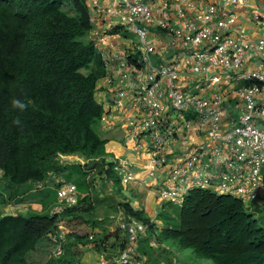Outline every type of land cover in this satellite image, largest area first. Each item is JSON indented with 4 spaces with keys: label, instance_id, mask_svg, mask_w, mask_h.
Masks as SVG:
<instances>
[{
    "label": "trees",
    "instance_id": "obj_1",
    "mask_svg": "<svg viewBox=\"0 0 264 264\" xmlns=\"http://www.w3.org/2000/svg\"><path fill=\"white\" fill-rule=\"evenodd\" d=\"M91 27L84 0H0V175L14 187L29 186L16 189L17 195L48 179L54 182L53 172L70 178L72 168L86 182L89 172L78 163L61 165L59 155H80L88 159L86 167L111 170L101 159L105 139L96 130L104 112L95 99L96 84L106 73L88 38ZM254 83L260 84L244 85ZM13 100L25 108L14 107ZM59 185L55 182L54 195ZM122 207L156 240L154 247L145 236L146 241L140 239L144 264H171L172 247L190 248L195 260L210 264H264V203H254L249 212L237 197L193 188L178 206V223L166 218L159 230L143 211L128 202ZM88 210L76 204L53 215L0 212V264H42L52 245L48 234L60 227L62 254L43 264H80L85 247L105 254L106 264H120L115 258L125 237L118 229H103L90 238L87 228L93 222L80 216ZM161 214L167 216L166 210Z\"/></svg>",
    "mask_w": 264,
    "mask_h": 264
},
{
    "label": "built area",
    "instance_id": "obj_2",
    "mask_svg": "<svg viewBox=\"0 0 264 264\" xmlns=\"http://www.w3.org/2000/svg\"><path fill=\"white\" fill-rule=\"evenodd\" d=\"M84 1L92 24L88 38L100 52L106 73L103 78L110 80L111 70L121 69L117 97L126 95L121 87L124 79L130 75L133 78L132 100L139 111L141 132L149 138L148 144L142 147L147 153L145 167L152 175L166 171L165 178L155 186L157 197L181 204L191 189L209 188L237 197L244 204H263L264 131L257 119L264 115V107L257 104L256 98L264 92V74L259 70H245L244 64L249 56L261 54L264 39L248 40L229 32L235 22L232 9L244 0H211L206 4H198L196 0ZM151 29H161L167 34L170 46L180 48L185 62L200 72L221 69L239 81L260 83L241 86L242 107L237 121L222 125L221 93L203 96L180 87L179 55L171 62L154 64L156 46L149 37ZM217 80L218 77H213L208 84L214 85ZM168 109L190 113L192 119L186 123L194 122L205 128L207 141L170 156L168 144L177 129L167 116ZM134 117L127 116L125 120L134 125ZM75 161L83 171L94 173V168L86 167L88 159ZM111 168L123 185L133 180L126 161L113 160ZM59 182L56 204L48 210L52 215L78 202L76 184ZM16 210L12 204L6 205L9 213ZM115 222L126 241L115 261L144 264L138 247L147 233L146 224L123 211L116 215ZM48 238L52 247L46 261L62 254L64 230L60 228L48 234ZM149 239L155 247V238ZM99 257L100 264L107 263L105 254Z\"/></svg>",
    "mask_w": 264,
    "mask_h": 264
},
{
    "label": "crops",
    "instance_id": "obj_3",
    "mask_svg": "<svg viewBox=\"0 0 264 264\" xmlns=\"http://www.w3.org/2000/svg\"><path fill=\"white\" fill-rule=\"evenodd\" d=\"M210 1L196 0V3L206 4ZM232 12L235 15V22L229 29L232 35L248 40L264 39V23H261L262 21L264 22V0H244L241 5L234 7ZM149 37L156 46V52L153 55L154 64L171 62L174 60L175 55H179L178 57H181L180 87L184 91L203 96L221 93L223 95L222 125L227 126L238 120L242 107L240 88L248 80L239 81L232 73L221 69H210L207 72L198 71L192 65L185 62L186 59L180 48L170 46L169 36L163 33L161 29H151ZM132 39L136 40L134 37ZM244 69L259 70L264 74V49L259 55L249 56L245 61ZM121 74V69L114 67L111 70L110 80L102 77L97 81L95 99L102 105L104 112L99 124L96 126V130L100 137L105 139V153L101 159L104 160L105 164H109L110 168L113 160L121 159L126 161L133 174V180L125 184L127 188L124 191L125 185L119 181L112 168L109 172L95 168L94 173H89L85 177L86 184H88L92 193L95 194L94 199L90 198L89 202H77V205L81 208L89 207V210L81 212L80 216L84 217L85 213L89 214L84 219L93 222L92 226L87 228V232L90 235L97 234L103 229L108 232L117 229L115 220L109 224H105L104 222L106 219L105 213H107V207L109 206L106 199L112 194L115 197L117 192L122 196V200H116L119 212L123 211L122 204L128 202L133 209L143 211L156 224L158 230L164 226V223L166 224V218L171 220L174 217L171 213V205H180L162 201L157 197L155 186L165 178L166 171L160 174L156 172L152 175L145 167L147 153L142 147L148 144L149 138L141 132L139 111L137 110V105L132 100L134 87L131 75L129 79H124L121 86L126 91V95L124 97L116 96ZM213 77H218V80L214 85L210 86L208 83ZM256 102L258 105L264 107V92L256 98ZM127 116H135L136 122L134 125L126 122L125 117ZM167 116L177 129L176 136L168 144L170 156L174 154L175 156L179 155L185 148H190L193 145L207 141L208 137L205 128L198 127L194 122L192 124L186 123V120L192 119L190 113H177L168 109ZM257 124L264 131V115L257 119ZM65 156H58V162L61 165H71V160L68 161L71 158L74 161L84 160L80 155H68L67 158ZM262 173L264 176V168L262 169ZM65 174H52V177L57 182ZM79 194L77 186L78 201ZM6 199L7 196L0 188V212L4 214L9 213L6 211V205L11 203L6 201ZM40 203L39 198H37L36 203L33 202L31 204L34 207L32 209L33 212H42V208L44 211V204ZM55 204L56 195L46 206V210H49ZM21 207L19 208V205H17L16 211L22 214L31 212L27 208ZM165 210L167 216L161 214ZM146 234L145 237L148 236V233ZM144 244V242H141L140 246H144ZM82 252L80 264H98L97 260H99L100 253L90 247L83 248Z\"/></svg>",
    "mask_w": 264,
    "mask_h": 264
},
{
    "label": "rangeland",
    "instance_id": "obj_4",
    "mask_svg": "<svg viewBox=\"0 0 264 264\" xmlns=\"http://www.w3.org/2000/svg\"><path fill=\"white\" fill-rule=\"evenodd\" d=\"M68 155H66L65 157L67 158ZM71 160V163H77L73 160V158L69 159L68 161ZM60 170V169H59ZM73 174L71 175L70 178L68 177H63L62 179H60L59 181H71L77 184L78 186V192L79 194V203H83V202H89L92 198L94 199V195L91 191V189H89L88 184H86V182H84V178L83 175L80 174L78 171H76L74 168H72L71 171ZM56 174H59L57 172H53ZM62 174V173H61ZM54 182L51 180H47L46 182H44L43 184H36L34 186H32V189H30V191H28L26 194H21L16 192V189L19 190V192L22 189H25L26 187H29L26 185H22V186H16L14 187L13 185H11L9 182L6 183L5 180H3L0 176V188L3 190V193L7 196L6 201L11 202L10 204H12L13 206L17 207V205H19V208L22 206L24 209L27 208L29 211L33 212L32 209H34V207L31 206V204L34 202L36 203L37 198H39L40 200V204H44V211L43 208L41 209L42 212H48L47 209V205L49 204V202L51 200L54 199V184H55V179L53 178ZM59 181L57 183H59ZM5 182V183H4ZM6 185V186H5ZM4 186V187H3ZM15 188V189H13ZM127 188V186L125 185L124 191ZM9 189L13 190L11 192H9ZM90 191V192H89ZM87 193V195H85ZM91 193V194H90ZM9 194V195H8ZM90 194V196H89ZM112 195H109L107 197V201H108V207H107V213H105L106 219H105V224H109L112 221L115 220L116 215L119 213L118 207H117V199H121L122 200V196L119 192L116 193L115 197ZM119 195V196H118ZM127 195V194H125ZM97 196V195H96ZM130 198V196H129ZM128 198V199H129ZM131 199V198H130ZM50 200V201H48ZM262 205V204H260ZM246 206V210H248L249 212H254L253 211V206L254 203L251 204H245ZM21 207V208H22ZM97 207V206H96ZM102 207V206H101ZM171 210H172V214H173V218L171 219V221L175 224L178 223V219H179V207L178 206H173L171 205ZM92 213V212H91ZM89 214L85 213L84 217H87ZM254 216H258V214H254ZM60 222V221H58ZM62 225V223H60V226ZM147 235V234H146ZM149 236H146V239L148 240ZM144 240V238H141V241ZM146 241V240H144ZM141 244V242H140ZM52 247V245H51ZM144 250L146 249V245L143 248ZM172 250V254L170 256H168L172 262L171 264H210L209 261L207 260H195V258L191 255L192 254V250L190 248H184L180 251H178L177 249H175L174 247L171 248ZM155 250V249H154ZM153 250V251H154ZM153 253H156V251H154ZM157 253H159L157 251ZM48 255V254H47ZM47 255L45 256V258L43 259V263L45 262ZM140 257L143 259V256L140 255ZM100 257L99 260H97L98 264H100ZM169 260H165V263L168 264ZM95 262V261H94Z\"/></svg>",
    "mask_w": 264,
    "mask_h": 264
},
{
    "label": "clouds",
    "instance_id": "obj_5",
    "mask_svg": "<svg viewBox=\"0 0 264 264\" xmlns=\"http://www.w3.org/2000/svg\"><path fill=\"white\" fill-rule=\"evenodd\" d=\"M12 103H13L14 107H17L19 109H24L25 108V105L19 100H13Z\"/></svg>",
    "mask_w": 264,
    "mask_h": 264
}]
</instances>
